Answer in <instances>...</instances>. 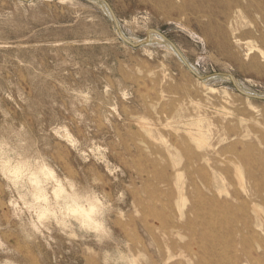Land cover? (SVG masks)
Returning <instances> with one entry per match:
<instances>
[{"label": "rangeland", "instance_id": "rangeland-1", "mask_svg": "<svg viewBox=\"0 0 264 264\" xmlns=\"http://www.w3.org/2000/svg\"><path fill=\"white\" fill-rule=\"evenodd\" d=\"M107 1L133 42L264 95V26L229 0ZM200 166L233 209L201 206ZM243 203L264 215V100L128 45L101 1L0 0V264H230Z\"/></svg>", "mask_w": 264, "mask_h": 264}, {"label": "bare ground", "instance_id": "bare-ground-1", "mask_svg": "<svg viewBox=\"0 0 264 264\" xmlns=\"http://www.w3.org/2000/svg\"><path fill=\"white\" fill-rule=\"evenodd\" d=\"M255 14V15H253ZM221 17L223 20L230 25V27H235L233 29H239L237 25V21L239 19H248L243 22L244 25L250 24L255 29L254 31H261V26H264V0H229L227 5H225L221 11ZM235 32V31H234ZM237 32V31H236ZM177 131V130H176ZM193 139H195L193 137ZM198 141V140H197ZM207 159V158H204ZM208 160V159H207ZM199 161V160H198ZM197 161V162H198ZM194 161H192L193 163ZM207 168H210V165H207ZM235 168V167H234ZM213 169V168H211ZM216 169V168H215ZM237 169H239L237 167ZM214 170V169H213ZM217 170V169H216ZM200 174L202 176V182L206 185L209 191H212V194H200L201 206L207 205L212 206L216 204H223L224 208H232L233 205L227 199L222 200L220 198L221 194L225 193L227 196H231L228 190V184L230 180L228 178L227 169L223 170L222 174L220 173V180L218 185V179L216 176L218 175L217 171L213 172L214 177H210L209 172L206 167H199ZM239 179H240V188L245 194L247 200L250 202H254L255 196H257L250 188H248L246 181H244V175L241 170L238 171ZM237 178V177H236ZM211 179L217 185V192L210 187ZM237 179V180H239ZM215 185V186H216ZM182 192V191H181ZM182 194V193H181ZM183 196V195H182ZM235 197H239V194L234 193ZM182 202L185 201V198L182 197ZM185 203V202H184ZM253 213L246 209V204L238 206L237 210H239L241 217L232 225V233L233 238L230 241V249L233 251V254L230 258V264H264V215L261 216L259 210L255 207L257 204H253ZM204 214H211V210L209 207L204 208ZM75 210L82 212L85 217H90V214L85 211L82 207H77ZM253 214V215H252ZM171 227L173 229L177 228L178 225L176 222L172 221ZM165 232L170 235L173 231L165 230ZM195 248V247H194ZM199 252V251H198ZM173 255L169 254L165 260H169ZM225 257H223L224 260Z\"/></svg>", "mask_w": 264, "mask_h": 264}, {"label": "water", "instance_id": "water-1", "mask_svg": "<svg viewBox=\"0 0 264 264\" xmlns=\"http://www.w3.org/2000/svg\"><path fill=\"white\" fill-rule=\"evenodd\" d=\"M24 1H29V0H24ZM96 1H101L103 2L109 9L113 21L115 23V26L119 32V35L121 37V39L127 43L128 45L132 46V47H140L144 44H147L151 41L152 39V35L156 34L161 36L162 38H164L166 41H168L170 43V45L172 46V48L176 51V53L178 54V56L180 57V59L184 62V64L187 66V68L199 79L201 80H205L207 78L213 77V76H217V75H225V76H229L230 79L232 80V83L234 84V86L237 88V90L246 95L247 97L253 98V99H260V100H264V95H256V94H252V93H248L243 91L242 89H240L236 83L235 77L231 74V73H226V72H215L213 74H208V75H200L199 73H197V71L192 67V65L188 62V60L186 59V57L183 55V53L181 52V50L176 46L175 43H173L168 36H166L162 31L158 30V29H154V28H150L147 31V36L146 38H144L141 41L138 42H133L132 40H130L126 34L123 32L122 27L120 25V22L115 14V12L113 11V9L111 8L110 4L108 3L107 0H96Z\"/></svg>", "mask_w": 264, "mask_h": 264}]
</instances>
